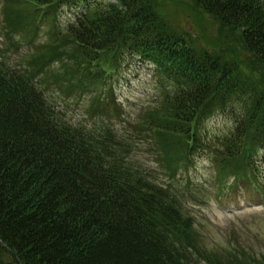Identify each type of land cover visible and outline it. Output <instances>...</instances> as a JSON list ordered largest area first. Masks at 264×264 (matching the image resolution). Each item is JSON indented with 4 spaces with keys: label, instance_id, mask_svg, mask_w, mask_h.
Here are the masks:
<instances>
[{
    "label": "trees",
    "instance_id": "obj_1",
    "mask_svg": "<svg viewBox=\"0 0 264 264\" xmlns=\"http://www.w3.org/2000/svg\"><path fill=\"white\" fill-rule=\"evenodd\" d=\"M166 1L22 0L33 12L11 27L34 31L52 11L75 10L66 32L79 62L117 52L119 66L138 58L165 82L160 105L146 111L163 171L190 163L205 120L224 112L233 128L215 151L235 162L264 144V0H183L218 22L210 48L174 27ZM2 63L0 264H224L198 243L179 201L121 155L117 135L95 141L28 74Z\"/></svg>",
    "mask_w": 264,
    "mask_h": 264
},
{
    "label": "rangeland",
    "instance_id": "obj_2",
    "mask_svg": "<svg viewBox=\"0 0 264 264\" xmlns=\"http://www.w3.org/2000/svg\"><path fill=\"white\" fill-rule=\"evenodd\" d=\"M19 2L0 0L2 65L28 74L56 113L64 121L84 128L95 141L106 137V130L117 135L123 157L153 174L155 181L167 184L181 198L184 209L194 216L198 243L215 255L213 261L264 264V166L257 167L251 161L247 177L234 179L233 163L226 168L228 176L218 179L214 143H220L231 131L229 113L210 116L200 129L205 145L198 148L190 166L171 178L160 168L156 142L147 132L145 119L154 109L143 117L144 109L155 104L162 87L152 67L129 55L119 66L117 52L103 55L96 65L82 64L75 58L72 39L66 32L71 19L68 6L63 11H52L47 19L40 18L39 28L31 31L35 28L32 23L20 25L21 29L11 27L33 12L22 0ZM184 2L168 0L163 12L190 40L207 48L216 46L218 22L204 18ZM142 117L143 122H139ZM251 179L259 182L261 192Z\"/></svg>",
    "mask_w": 264,
    "mask_h": 264
}]
</instances>
